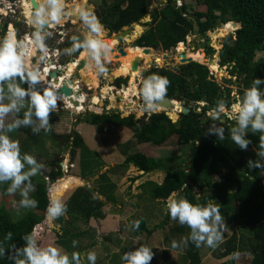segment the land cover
Segmentation results:
<instances>
[{"label": "trees", "instance_id": "trees-1", "mask_svg": "<svg viewBox=\"0 0 264 264\" xmlns=\"http://www.w3.org/2000/svg\"><path fill=\"white\" fill-rule=\"evenodd\" d=\"M108 1V6L98 8L93 12L103 28L109 31V34L117 33L123 27L138 24L141 19L149 15L150 21L144 24L148 28L132 43V47H137L140 50H145L144 47L153 46L167 51L175 47L176 44L183 43L185 38L193 33L196 25L198 26V34L203 35L219 25H225L232 21L240 23L241 27L234 32V40L230 36L228 38L229 42L223 43L219 51V66L230 67L229 75L235 77L237 83L242 85L241 88L237 89L241 105L244 102L245 91L252 87L253 80L256 78L264 80V62H254L256 53L264 50V0H196L197 6L202 10H195L192 14L188 12V6L185 4L180 8H175L173 0H166L165 4L159 8H150L151 0ZM236 27L238 28L237 24L234 28ZM234 28L227 31L226 34ZM137 35L134 31L131 36ZM84 42L85 40L81 35L71 34L68 36L65 45L73 50L76 57L84 48L74 47V45ZM211 47L205 45L207 54L214 52ZM153 76L157 79L167 80L164 85V97L173 100H184L187 106L193 105L195 108L196 102L204 101L208 104V107L201 108V111L197 113L196 109L194 107L190 108V106L189 113L179 114L175 123L168 118L165 112L153 113L146 121L134 120L133 115L120 117L118 113L114 112L90 113L84 115L83 119H76V123L84 121L94 126L97 131H100L103 124L121 125L132 131L136 143H147L153 146H162L172 136H175L176 144L180 147H186L189 152V148L194 145L200 135L212 130V122L206 112L213 109L212 107L217 98L221 97V102L226 107H229L234 101L229 97L230 90L228 87L223 88L218 85L212 75L209 74L207 66L194 61L180 65L177 72L166 68H151L145 74V80L148 81ZM8 79L15 83L17 88L24 89L27 93L26 85L19 76ZM126 82L127 78L119 77L114 80L113 84L118 88ZM255 87L264 91V83L257 84ZM0 92L11 94L13 89L12 87H6L3 81L0 80ZM218 92H220L219 95ZM28 103L26 102L25 107L16 106L14 108V118L17 126L11 128V130H9V125L6 126L8 129L7 137L10 140L18 141L21 155L30 153L33 144L39 142L38 139L42 135L44 137L48 136V139L50 138L53 143L59 139L58 136L51 134L50 130L46 134L39 131L35 123L33 105L30 100H28ZM26 114H28V124L22 122ZM172 114L173 110L168 112V115L174 121L176 116L171 117ZM202 120H205V122L202 123ZM237 125L236 130H233L235 126V123H233L232 126L228 127L227 134L222 132L223 139L220 138V133L217 135L216 141L206 139L195 146L191 164L189 165L188 159L185 158V165L182 168L167 167L164 165L163 160L147 158L142 153L128 155L124 163L133 164L138 171L143 173L156 170L166 172L167 175L160 185L147 182L141 186L144 191L146 188L148 189L152 200L163 202L173 192L175 193L181 189L179 195L191 204H199L201 207L207 206L209 202L218 204L221 219L235 220L236 224L249 229V240L247 239V242H244L245 235L232 234L217 248L216 259L231 256L229 264H234L232 257L234 253H249L251 255L249 264H264V176L261 174L264 172V167L249 166V161L254 164L255 161L261 160L264 163V157L258 155L260 151V133L251 131L252 124L249 123L247 130L244 132V139L249 140L250 143L241 148L231 140V134L239 129V123ZM32 126H35V130H32ZM61 138L71 150V154L76 149L84 146L79 134L74 131ZM215 142L217 143L215 144ZM248 150H251V152ZM58 162H54L53 166ZM245 162V169L237 172ZM28 167L30 165L25 164L21 171H27ZM187 169L189 172L186 178ZM198 170L207 172L209 175L211 173H224L225 176H222L221 184L223 186H234L233 192L226 194L217 192L214 196L207 197L203 193L212 186L220 187V184H213L208 179L209 177L205 179L198 177L195 174ZM37 172L39 174L41 171L38 170ZM61 174L62 170L59 166L57 168L51 167L47 177L54 182L61 177ZM11 182V179L0 181V193H7ZM59 182L60 180L57 183ZM22 183L32 190L30 200L35 201V204L30 205V209L23 213V216L18 220H13V217L6 211L4 206L0 205V247L3 248V254L0 255V264H16L17 249L26 244L23 237L32 235L35 238L33 231L44 221L46 208L49 204L47 185L43 177L30 176ZM194 188L200 194L194 192ZM51 190H54V188H51ZM64 193L57 198L62 197ZM93 193L94 191L90 188L76 189L67 200L70 204L67 208L66 202L64 212L79 213L85 217V220L90 218L102 219L101 207L103 203L94 197ZM110 197L108 196L106 199L110 200ZM235 207L241 209L239 210L240 216H235ZM168 217L166 215L164 222L167 221ZM148 218L150 217L146 219ZM146 219L139 217L136 220L139 223L135 224L136 228L134 227V230L147 232ZM183 226L187 232H193L192 227L186 222L183 223ZM69 234L72 235L73 233L67 232V236ZM190 236L185 241L186 264H200L199 241ZM205 241L207 242V240ZM210 245L215 247L217 239H214ZM68 249L74 248L70 247ZM134 251L136 250L133 248H123L120 249V254L124 256L125 253Z\"/></svg>", "mask_w": 264, "mask_h": 264}, {"label": "rangeland", "instance_id": "rangeland-1", "mask_svg": "<svg viewBox=\"0 0 264 264\" xmlns=\"http://www.w3.org/2000/svg\"><path fill=\"white\" fill-rule=\"evenodd\" d=\"M0 1L2 4L0 8H3L2 10L0 9V12L3 11L2 13L4 14L3 17H0V24L4 25L5 22L17 23L18 25H20L19 28L20 31H24L25 27L28 28L29 31L33 29L42 28L41 24L38 25L35 23V14L32 12L31 7H30L29 17L27 18L25 16L24 14L25 0H0ZM39 2L44 6V13L42 14L44 18V22L52 21L51 18L47 15L50 8V5L48 4V0H39ZM61 2L63 7L60 9V22L53 21L51 22V24H49V26L54 25L51 27L53 30L54 28H56V26H60L58 30H60L61 33L60 36L56 35L57 40L63 38V35L65 34L67 35L66 38H68V36H70L71 34L81 35L85 41L86 39L100 38L97 33H93L90 31L88 24L80 17L79 12H78L79 17L78 16L74 17L72 15V9L74 6L83 4L82 6L84 8H90V10L93 12L98 8H103L108 6L109 5L108 0H86V3L84 2V0H61ZM165 2L166 0H151L150 8L162 7V5L165 4ZM182 3L188 6V12L190 14H192L195 10L197 11L202 10L197 6L196 0H183ZM149 21H150V17L149 15H146L143 19L139 21L138 24H133L132 26L127 27L132 30L130 34L128 36H125L123 40L120 42L115 40L112 46H108L109 47L108 49H114L113 51L115 50L117 51L118 48H123L125 51V49L127 47L132 46V43L148 28L144 24ZM234 27L235 26L232 23H227L225 25H219L218 27L212 29L211 31H207L202 35L201 40L203 44H201L199 48H197V45H199L200 43L199 41L196 40V37L194 36L193 33L188 35L182 44L185 47L186 51L195 53L204 58L202 60H197V59H193V60L194 62L207 66L209 74L212 75L214 81L218 85H221L223 88L228 87L230 90V94L237 95V89L241 88L242 85L237 83L235 77H231L229 75L230 67L221 66V68H219L217 66V64L219 65V59H220L219 51L222 48L223 43L229 42L228 38L230 36H232V39L234 40V32L235 30H237V27L236 28ZM232 28H234V30L226 34V32L231 30ZM133 31H135L136 34L138 35L132 37L131 35H133ZM1 32L2 31L0 30V42H2L3 39L1 37ZM54 32L55 31H52L53 34ZM27 33L22 35V38L19 42L20 47L18 46L19 49H17V52H20L21 49H27L29 47L32 41L30 39L32 35L30 36L29 33L28 34ZM101 33H102L101 37L104 40H108L110 36H112L113 34V33L109 34V31L104 29L103 27ZM208 39H211V43H212L211 48L214 51L212 54L206 53L205 42H207ZM51 41L54 42L53 40ZM43 44L46 45L47 41ZM36 48L39 49V52H36L37 50ZM36 48H35L34 57L33 59H31V62L32 65L34 64L33 66H35L34 69L36 70L40 69L38 68V65H40V63L42 62V67L40 71L42 72L43 75H46V71H44L43 69L44 67L47 66L48 71L52 70L51 68L48 69V65L52 64L50 63V61L51 62L53 61L55 65L58 64L61 67L60 69L62 70V73L60 74L65 75L64 74L65 70H67L70 63L74 62L79 55L78 54L77 57L74 58L75 55L72 49L61 48L62 50H60V53L62 55L58 54L57 55L58 57H56L55 54L57 51L55 46L49 47L48 48L49 51L48 50L41 51L39 47ZM46 53L48 57L46 56ZM114 54L115 52L107 56L99 57V62L97 61V58L89 61V63L93 65V68L91 69L90 73H92L96 79V86L93 88L91 85L89 86L86 82L87 79L86 67L88 62L85 63L83 68H81L80 70H74L73 72H71L69 77H66L67 75L64 77L66 80L70 78L74 82L75 86L72 88V90H76V88H78L77 90L78 95H73V96L78 97L77 102L80 103H75L73 99L70 98V94L67 95L69 99H67L65 95L63 96L60 94L61 97L58 95L59 93L56 90H57V86H59L60 84V82L58 81L59 79L58 77L62 78L61 75L57 77V81L51 78V82L53 81L52 84H50V82L47 81V84L51 85V87L49 88L53 91V93H55L54 95L56 97V104L54 107L49 106L47 124L42 123L41 118L37 116V118L35 119V123L37 126L36 125L35 126L39 128V131H42L43 134H46L50 130L51 134L58 136L59 139H57V141L53 143L52 141H50V138L48 139V136H45L46 137L45 138L42 135L38 139L39 142L33 144V148L31 152L28 154L32 155L36 159L39 165H42V167L38 169L41 172H39V174L37 172L36 175L38 177H43L46 182L47 190H48L47 191L48 200H50V198H57L60 194H62V192H59V189L57 191H52V192H50V189L60 179L67 178V176L74 177L79 181L75 183L70 180H67L66 190L68 191L65 192L64 195L59 198L60 201L65 205L71 194L78 188L84 187L87 189L88 188L92 189L94 191L93 196L100 201L104 200L106 193H108L111 189L116 188L115 185H112L113 183L111 182L110 177L108 175L116 174L118 171L123 169L122 166L117 165L112 167V165H116V163L112 162V160L109 159V156H107V154H104L103 158L105 159L106 162L109 161L110 165L108 166L106 165L105 168L103 167L102 169H99L101 167L100 165L101 161L99 158H97L96 161L92 164V167L95 170L90 171L85 165H83V163L78 164L77 152L71 154L70 153L71 150H69L67 144H65L63 142V139L61 138L64 135L73 133L74 131L79 134V137L81 139L82 138L83 140L85 139L84 137L85 134H83L79 129L81 128V126L83 127L85 122L80 121L79 123H76V119L78 118L83 119L84 113L87 110H89L90 113H95V114L100 113L101 111H102L101 113L107 111L114 112V113H118L120 117H127L128 115H133L134 120H143V121H146V119L152 113L165 112V114L172 122L177 121L179 115L178 113L179 104L178 106L173 104V108L171 109L173 110V114L171 117L176 116V119L173 121L168 115V112H170L171 110L162 107L152 106V104H150V102L148 101V98H146L142 93V89L146 82L145 74L149 72L151 68H166L168 70H172L173 72L178 71V67H180V63H179L180 55L184 53H178L177 44L175 47H172L167 51H163L160 47H155V49H152L151 51H149V53L145 51V54L147 57H149V60L147 61L142 60V62H140L139 64V68L136 69L137 75L135 76V79L132 82L134 83L133 85L135 89L132 90V94H129V99H128L129 101L121 100V96H122L121 93L123 92V89H126L130 84V73L128 71L124 72L122 70V64H123L122 58H124L125 56H120L117 52L116 55ZM156 60H158V62ZM150 61L152 63L150 66H148L147 64H149ZM212 61H214V65L217 67V69L223 72L224 74L223 77L231 84L224 85L219 80L220 76H218L215 72L211 71L210 67ZM254 62H264V50L256 53ZM79 71H81L83 75H81ZM119 77L127 78V82L125 84L120 85V87L117 88L113 83L114 80ZM82 78L84 79L82 80ZM2 81L6 87H12L13 89V92L11 94H4L3 92H0V104L3 105L14 104V107H11L7 113H4L2 116H0V134L7 136L8 129L6 128V126L12 124H15L17 126V123L15 122V118H14V108L16 106L25 107L27 105L26 102L28 103V99L31 97V94H28L29 92L28 90L33 91L31 89V85H36V82H32L29 79H23V82L26 85L27 93L25 92V95L18 96L14 94V89L17 88L15 83H13L9 79H5ZM62 84L64 83L62 82L61 85ZM39 86L41 85L39 84ZM67 86L69 87L68 81H67ZM104 87H109L111 90H109L108 93L103 95L102 97L101 89ZM40 88L41 87L37 86L34 89L42 94L43 91H39ZM118 91L119 94H117ZM84 96L86 97L84 98ZM110 96H113L112 102L109 99ZM58 97L64 100L65 103L67 101V102L75 103V105L74 104L68 105L69 106L68 108L67 105H65L64 103H63L64 105L61 104ZM92 97H97L99 101L102 100L104 102V105L102 107L103 110H99L100 112H97L93 108H91ZM162 97L164 98V96ZM157 99L159 98H153V100H157ZM175 101L179 102V100H175ZM138 103H142V104H138ZM148 103L150 105H148ZM76 104H78L80 107L76 106ZM128 104L131 105L129 106ZM134 104L135 106H133ZM28 105L30 106L29 103ZM190 106L191 108L194 107L193 105ZM96 107L97 106L95 105L94 108ZM32 108L35 113V106L33 105ZM227 110H229V108H227ZM230 110H234V108L231 107ZM73 124H76L75 127H73ZM35 126H32V130H35L34 129ZM95 131L98 136L100 132L97 130ZM99 138L101 140V143L104 145L105 144L110 145V143L113 144V140H110L109 138H103V136L101 135L99 136ZM175 138H176L175 136H172L167 141V143L168 142L169 143L166 146L169 149L168 150L166 149L167 152L166 155L171 156L173 159L172 161L169 162L170 164L184 167L185 165L184 159L187 158L188 151L186 147L182 149V147L178 146L176 144ZM91 141L93 142L94 139L91 140L87 136V142L92 143ZM120 143H122L121 137L116 135L114 138V144L116 145ZM133 144L136 145L134 140L133 142L131 141L129 145L123 147L129 149L131 145L132 148H134ZM109 147L111 148V150L114 151V148H112V146ZM136 147L138 152L143 151L144 148L143 144L137 145ZM178 148H180V150H177ZM161 150L163 151V147L161 148ZM172 150H174V152ZM152 151L153 154L154 153L156 154L158 153L159 150L152 149ZM248 151L251 152V150ZM176 157L178 159L180 158L179 162L176 161L178 159L176 160L174 159ZM117 160L121 162L120 157H118ZM57 161L59 162L55 163V166H53L54 162ZM84 162L86 163V161ZM57 166L61 168L62 174L60 178L52 182L50 178L49 177L46 178V176L47 173L50 171L51 167L57 168ZM30 167H28V169ZM107 167L109 168L112 167V168H110V170L105 171ZM245 167H246V162L244 163L242 169L244 170ZM218 179L220 178H217V180ZM11 184L9 185V188L11 187ZM125 189H126L125 187H121V186L119 188L120 191H124ZM22 190L26 191L27 193L26 197H22L21 195ZM31 192L32 190L21 182L20 185L17 186L13 191L11 192L7 191V193H0V205H3L6 211L11 214L13 220H18L23 216V213H25L30 209V205L26 206L21 204V200L25 198L30 200ZM133 196H135V193H133ZM118 201L119 203L115 205L110 206V204H105L103 205L104 207L102 206L103 211H105L103 213L107 215V218L104 219V222L103 220L99 221V219H95V223L92 222V220L87 221L85 220V217L83 215H80L79 213L77 214L75 212L69 214L67 213V217L63 213L61 216L49 220L45 212L44 221H42L41 224L38 225L40 227V231H38L36 235H35L36 228L33 231L37 244L40 245L41 242H44L46 240H48V243L49 241H51L50 244L48 243L47 244L56 247L59 245L58 247L66 250V252H62V250L60 249L61 254L66 253L70 255L71 250H73L75 251V253L79 255L81 261L83 259L87 260V254L89 252H92L96 256V260H95L96 264H104L106 261H107L106 264H125L124 260L121 259L122 256L120 252L118 251L123 248H133L135 250H138L141 247H147L149 251L152 253L150 259L146 262V264H186L187 263V259L184 255L185 241L189 235L192 236L193 232H187L184 229L183 224L180 223L178 217L172 218L169 215L168 207L166 208V210L162 212L163 203L162 205H160V203L152 204V205H157L159 207V210L156 209L155 211L157 210L158 211L155 212L153 216H150V218L146 219L145 223L147 224L146 229L148 231L144 232L138 230L136 231L134 230V227L136 224V220L139 217H143L144 215H146L145 210L142 209L141 211L136 213V215L132 216L131 219L129 217L123 218V216L122 218H120L118 214L122 215V211H123L122 209L124 208H121V200ZM69 204L70 203L67 202V208L69 207ZM234 214H238V212L234 211ZM166 215H168L169 217L167 221L164 222L166 219ZM234 221L224 219L221 222H217L216 230L220 234V239H217V245L215 247H212L205 240H199L198 251L200 255V264H223V262H225L224 264H229L230 256L221 259H216L215 255L217 253V248L220 247L234 233L243 234V235L249 234V229L236 224ZM208 222L211 223V218H209ZM83 230H85L86 232L81 233L78 236L79 234L78 232H82ZM92 230L96 231L98 234L100 233L99 239L97 238V236H91L95 234V232H93ZM67 232L73 233L72 238H70L71 234L67 236ZM90 232L91 235H88ZM43 235L44 237L42 238ZM205 235L207 236V234ZM83 238H85V240H83ZM105 238H107L108 240ZM55 243L58 244L55 245ZM94 243H96L97 246H95L93 250L88 249ZM78 245L80 246L85 245L86 247L85 249L78 251V248H81ZM70 247H73L74 249L69 250L68 248ZM99 256H104L105 259L101 261V258H99ZM232 256L234 259L233 260L234 264H249V262L251 261V256L248 253H237V254H233ZM88 264H90V262Z\"/></svg>", "mask_w": 264, "mask_h": 264}, {"label": "clouds", "instance_id": "clouds-1", "mask_svg": "<svg viewBox=\"0 0 264 264\" xmlns=\"http://www.w3.org/2000/svg\"><path fill=\"white\" fill-rule=\"evenodd\" d=\"M84 2L86 3V0H84ZM48 4L50 5V8L47 15L51 18L52 21L60 22V9L63 7L61 0H48ZM182 5L183 3L181 4V6ZM75 10L79 11L80 17L88 24L91 32L97 34L101 33L103 26L100 24L98 18L95 16V13L92 12L90 8H84L82 5H80ZM34 11H35V23L38 25L43 24L44 18L42 14L44 13V6L40 4L39 0H35ZM52 26L54 25H50V27ZM66 37L67 35H63V38L66 40L65 43L67 42L68 39ZM52 38L55 42L57 41L56 37H52ZM30 39H34L36 45L40 48L41 51L47 50L42 42L43 37L41 36L39 31L34 32ZM17 47H18V40H17L16 29L13 25L9 24L7 26L4 38L2 42H0V80H5L10 77L19 76L22 80L29 79L32 82H36V85L39 86L38 80L44 79L42 72L40 70H29L26 67L27 64L30 63L32 64L31 59H33V57H31V52H29L27 49H22L20 52H17ZM74 47H83L92 50V55L96 56L97 61L99 62V56H98L99 49L107 48L108 46L105 45L99 39L92 38V39H86V41L82 44L77 43L74 45ZM66 48L67 47L65 45L64 49ZM32 51H35V49H32ZM52 70H49L46 74H48ZM44 71H47V69H45ZM58 72L62 73V70ZM166 83H167L166 79H157L155 76H153L148 81L145 82L144 87L142 89V93L146 98L149 99L162 98L165 92L164 85ZM261 83H264V80H261L260 78L254 79L252 82V87L245 91L244 94L245 98L243 105L237 104L233 106L234 111L238 112V115L235 117L237 120H233V121L216 120L212 122L211 126H213L212 128H214L215 127L214 125L217 126L218 123H221L225 125L228 130V127L232 126L233 123H235V126H237L238 128L237 124L239 123V129L231 134V140L235 144L239 145L241 148H244L246 147L247 144L250 143L249 140L244 139V132L247 130V125L251 123L252 124L251 131L253 132L258 131L260 133L259 136L260 151L258 152V155L260 157H264V91L258 90L255 87V85ZM74 86L71 85L69 88L72 89ZM221 89L223 88L221 87ZM77 90L78 88H76V91ZM14 94L18 96H23L25 95V90L16 88L14 89ZM54 94L55 93H53V91L50 88H48L45 89L42 94L40 92H32L31 97L28 99L35 106V115L40 117L42 123L44 124H47L48 121L49 106L54 107L56 104V97ZM230 99L234 100L232 101V103H235L237 101L240 103L238 97L233 99L230 97ZM60 102L61 104H63L61 100ZM220 103L218 104L217 109H215L216 108L215 106L213 110H210V112L208 113L209 116L217 117L220 112H226L227 108H229V111H232L230 110L232 103L230 104L229 107H226V109L221 101ZM138 104H142V103H138ZM152 106L155 105L152 104ZM185 106H187L186 102H185ZM11 107H14V104H9V105L0 104V116H2L4 113H7ZM196 107H197V102H196ZM96 109L97 107L94 110ZM179 109H180V104H179ZM194 109L196 108L194 107ZM226 114L229 115L230 119L233 118L232 113H226ZM84 115H88V114L84 113ZM212 117L210 119H212ZM252 117H254V119ZM22 122L24 124L29 123L28 114L25 115V119ZM15 126H16L15 124L9 125V130H11V128ZM223 133L227 134V131ZM220 138L223 139L222 132ZM25 164L30 165L31 167L27 171L22 172L21 169L25 167ZM249 166L250 167L255 166L257 168H261L264 167V163H262L261 160L255 161L254 164L252 161H249ZM40 167H42V165H39L36 159L32 155H29L27 153L21 155L18 141L10 140L7 136L0 134V181L11 179L12 184L11 187L8 189V191L10 192L13 191L17 186L20 185L22 181L27 180L30 176L36 175ZM21 195L22 197H26L27 195L26 191L22 190ZM174 195L175 193L173 192L172 196ZM21 204L26 206L34 205L35 201H31L25 198L21 200ZM167 207L169 210V215L172 218L178 217L180 223L183 224L186 222L188 225L192 227L193 229L192 236L197 241L206 239L207 242L211 244L214 239H220V234L216 230L217 222L221 221V214L218 211L219 208L218 204L209 202L207 206L201 207L199 204H191L187 199L181 198L179 200H174L170 196ZM65 208L66 205L63 204L60 201V199L50 198L49 204L47 205L46 208L47 218L51 220L61 216ZM209 218H211V223L208 222ZM136 223L138 224L139 221H137ZM204 234H207V236L205 237ZM10 235L11 234L9 233V236ZM23 239L26 241V244L22 248L17 249L18 256L15 258L16 264H73V262L74 264H81L80 257L75 252L72 253L70 258L69 255L66 253L61 254V250L56 246L53 245L39 246L36 242V239L32 235H25ZM2 254H3V248L0 247V255ZM151 255L152 253L149 251L147 247H141L140 249L132 253H125L124 256L121 257V259L124 260L125 264H146V262L150 259ZM87 260L90 262V264H95V260H96L95 254L89 252L87 254Z\"/></svg>", "mask_w": 264, "mask_h": 264}, {"label": "crops", "instance_id": "crops-1", "mask_svg": "<svg viewBox=\"0 0 264 264\" xmlns=\"http://www.w3.org/2000/svg\"><path fill=\"white\" fill-rule=\"evenodd\" d=\"M212 108H214V106ZM75 125L76 124H73V127H75ZM79 126H81V125H79ZM81 128H79V129H80V131L83 134H85L84 137H85L86 140L85 139L83 140V138H82L81 140H82L84 146L82 148H78V149L75 150V153L77 152L78 164L83 163V165H85L88 168V170L94 171L95 169L92 167V164L96 161L97 158H99L100 161H101V163H100L101 167L99 169H102L103 167L105 168L106 165L107 166L110 165V162L109 161L106 162L105 159L103 158V155L107 154V156H109V159H111L112 162L116 163V165H112V167L119 165V166H122V168H123L120 171H118L116 174H109L108 175L110 177L111 182L113 183L112 185H115L116 188L115 189H111L108 193L105 194L104 200L101 201L103 203V205H105V204H110V206L111 205H115V204L119 203L118 200H121V208H124V209H122L123 210L122 211V215H120V214H118V215H119L120 218H122V216H123V218L124 217H126V218L129 217L130 219L132 218V216L136 215V213H138L142 209H144L145 213H146V215L143 216L145 219L147 217L153 216L154 213L159 210V207L157 205H152L153 203H156V204L160 203V205H162V203H163L162 212L164 210H166L168 202H169L168 201L169 198L167 200L163 201V202L154 201L149 196L148 189L146 188L145 191H144L141 188V186L143 184L147 183V182H152L154 184L160 185L163 182V180L165 179L166 175H167L166 172L156 170V171H152V172H149V173H143L141 171H138V169L136 167H134L133 164H125L124 163L125 162L124 158L126 159V157L128 155H131L133 153H142L147 158L160 159V160L164 159L163 160L164 161V165L167 166V167L168 166H176V167L182 168L180 166H177V165L169 163L170 161L173 160L171 156H167L166 155V153H167L166 149L167 150L169 149L166 145L169 142L168 143L166 142L164 145L157 146V147L153 146L151 144L142 143L143 146H144L143 151L142 152H138L136 146L140 145V144L136 143L135 139L133 138L132 131L130 129L124 127V126H121V125L115 126V125H112L111 123L103 124L101 126V128H100V131H99L100 134L98 136H97V133L95 131L96 129H94L95 127L90 125V124H85L84 123L83 127L81 126ZM86 135L91 140L94 139V141L93 142L91 141L92 143H88ZM100 135L103 136V138H109L110 140H113V144L112 143H110V145L109 144H105V145L102 144L101 140L99 138ZM116 135L121 137L122 143L115 145L114 144V138H115ZM133 140L136 143V145L133 144L134 148H132L131 145H130L129 149L123 147V146L129 145V143L131 141L133 142ZM109 146H112V148H114V151L111 150V148ZM160 147L161 148L163 147V151L161 150ZM183 148L184 147H182V149ZM152 149H156V150H159V151H158V153H156V154L154 153L153 154ZM133 150H135V151H133ZM177 150H180V148H178ZM172 151L174 152V150H172ZM90 156H91V158H90ZM94 157H95V159H94ZM118 157L121 158V162H119L117 160ZM174 159L176 160L178 158L176 157ZM84 161H86V163ZM176 161L179 162L180 158L178 160H176ZM112 167H110V168H112ZM110 168L107 167L105 171L110 170ZM241 171H243L242 168H240V170H238L237 172H241ZM188 172L189 171H187L185 173V175H186L185 177L186 178L188 177ZM237 172H235V173H237ZM195 174H197L198 177L203 178V179L209 177L208 179H210L213 184H215V183H219L220 184V187H218V186L217 187H213L212 186V187L208 188V190L203 193L207 197H212L215 194H217V192L226 194V193H231L234 190V186H223L221 184L222 176H225L224 173H218V174L211 173L209 175V173H207V172H202V171L198 170V171L195 172ZM261 174L264 176V172L261 173ZM217 178H220V179H218L219 181L217 180ZM67 180H70V181L75 182V183H77V181H79V180H77L74 177L67 176V178H62V179H60L59 183H57L56 185H53L51 188L52 189L55 188V189L51 190V192L52 191H57L59 189V192H62V194H63L66 191V189H67V186H66L67 185ZM120 186L121 187H125L126 189L124 191H120L119 190ZM180 191H181V189H180ZM180 191L175 192L174 196L171 195V198L174 199V200L181 199L182 197H181V195H179ZM194 192L199 193V191L196 190L195 188H194ZM133 193H135V196H133ZM108 196H111L110 200L106 199ZM156 209H158V210L155 211ZM239 210H241L239 207H235V211L238 212V214H235V216H240V211ZM101 212L103 214V218L99 219V221L103 220V222H104V219L107 218V215H105L103 213V212H105V211H103V208H102ZM63 213L67 217V212H63ZM70 213H72V212H70ZM224 219H226V218L221 219V221L224 220ZM90 220H92V222L95 223V219L94 218H90L87 221H90ZM221 221H219V222H221ZM85 230H83L82 232H78L79 233L78 236L81 233H85L86 232ZM92 231L95 232L94 235H91ZM92 231L88 235L97 236V238L99 239V234L100 233L98 234L96 231H94V230H92ZM72 236L73 235H70V238H72ZM43 237H44V235L42 236V238ZM247 239L249 240V234L245 235L244 242H247ZM83 240H85V238H83ZM50 242L51 241H49V243H48V240H46L44 242H41V244L39 246H48V244H50ZM56 244H58V243H55V245ZM78 246H80V245H78ZM95 246H97L96 243H94V245H91L90 248H88V249L93 250V248ZM80 247H81L80 250H83V249H85L86 246L85 245H81ZM58 248L61 249L60 247H58ZM61 250H62V252H66V250H64V249H61ZM118 252H120V250ZM72 253H73V251L71 250L70 255H72ZM234 254H237V253H234ZM70 255H69V257H71ZM99 258H101V261H103L105 259L104 256H99ZM230 259H231V256H230ZM106 262L104 264H106ZM88 263L89 262L87 260H85V259H83L81 261V264H88ZM223 263H225V262H223ZM73 264H74V262H73ZM95 264H96V261H95Z\"/></svg>", "mask_w": 264, "mask_h": 264}, {"label": "bare ground", "instance_id": "bare-ground-1", "mask_svg": "<svg viewBox=\"0 0 264 264\" xmlns=\"http://www.w3.org/2000/svg\"><path fill=\"white\" fill-rule=\"evenodd\" d=\"M28 1V0H27ZM26 0H25V2H24V7H25V16L28 18L29 17V15H30V3H28ZM81 3V2H80ZM83 5V4H82ZM78 6H80V4L79 5H77V6H74L73 7V9H72V12H73V14L75 15V16H78L79 14H78V12L79 11H76L75 9H77V7ZM23 14V15H24ZM72 14V15H73ZM25 18V17H24ZM9 24H11V23H9ZM8 24V25H9ZM12 25V24H11ZM235 26V25H234ZM135 29V28H134ZM133 33H134V31H133ZM99 35V40L100 41H102L105 45H107V46H112L113 44H114V42H115V37H113V36H110V38L108 39V40H104L101 36H102V33H100V34H98ZM26 42H29V41H26ZM24 43V42H23ZM29 44V43H28ZM23 45V44H22ZM20 47V46H19ZM37 47V45H36V43H34V41H31V43H30V45H29V47L27 48V50H29V52L31 51V56H33L35 53V51H32V49H35ZM109 47H107V48H100L99 49V52H104L105 53V56H107V55H109V54H112V53H114L115 52V54L114 55H116V50L115 51H113L114 49H108ZM108 49V50H107ZM22 50V49H21ZM113 51V52H112ZM177 51H178V53H184L185 54V57L186 58H192V59H197V60H202V59H204L202 56H200V55H197V54H195V53H192V52H189V51H186L185 50V47L183 46V44L182 43H179V44H177ZM85 52H87V53H85ZM90 53H92V50H90V49H84L79 55H78V57L76 58V60L74 61V62H72V63H70V65L68 66V68H67V70H65V75H67V77H69L70 76V73L71 72H73L74 70H75V68L77 67V62H78V60H80V59H83L84 61H85V63H87L88 62V64H87V67H86V77H87V79H86V82H87V84L90 86H92V88L93 87H95L96 86V79H95V76L92 74V73H90V71H91V69L93 68V65L91 64V63H89V61L90 60H93V59H95V58H91V59H88L87 58V55L88 54H90ZM125 57L124 58H122L123 59V64H122V70L124 71V72H129L130 73V84L128 85V87L126 88V89H123V92L121 93L122 94V96H121V100L122 101H129L128 99H129V94H132V90L133 89H135V87H134V83H132L133 81H134V79H135V76L137 75V71L136 70H131V62L134 60V58H139V59H141V60H143V61H147V60H149V57H147L146 56V54H145V50H140V49H138V48H136V47H132V46H130V47H127L126 49H125V55H124ZM117 57V56H116ZM157 62H158V60H156ZM49 62V61H48ZM48 62H47V64H48ZM50 63H52L51 61H50ZM91 64V65H90ZM34 65V64H33ZM31 63L30 64H27L26 65V67L29 69V70H34V67L35 66H33ZM210 69H211V71H213V72H215L218 76H223L224 74H223V72L222 71H220V70H218L217 69V67L214 65V61H212L211 62V67H210ZM80 72V74L81 75H83V73L81 72V71H79ZM64 75V76H65ZM44 76V75H43ZM47 78L44 76V79H41V80H38V82L39 81H42V82H39L40 83V85L41 86H38V87H43L44 89H48L49 87V84H47ZM49 82H51V78H49ZM51 84V83H50ZM35 87H37V86H35ZM34 87V88H35ZM51 87V86H50ZM109 90H111L109 87H104V88H102L101 89V94H102V97H103V95H105V94H107L108 93V91ZM37 91V90H36ZM117 94H119V91L117 92ZM61 95H63V94H61ZM73 95H77L76 94V92L73 94ZM64 96V95H63ZM93 96V95H92ZM115 96V95H114ZM86 96H84V98H85ZM66 98L67 99H69L67 96H66ZM58 99H59V101L61 100L62 101V103H64V104H67V103H65L64 102V100H62L60 97H58ZM72 99H73V101L75 102V103H80V102H77L78 101V97H72ZM110 101L112 102V100H113V96H110ZM85 101H86V99H85ZM69 103V102H68ZM75 103H69L68 105H71V104H74L75 105ZM91 103H92V105H91V108H93V109H95L94 107H95V105L97 106V105H99V103H100V101H99V99L97 98V97H92V100H91ZM172 104H175V105H177L178 106V104L179 103H177V102H171ZM67 105V107L69 108V106ZM131 104H129V106H130ZM76 106H78V107H80L78 104H76ZM133 106H135V104L133 105ZM135 109V108H134ZM99 110V109H98ZM55 189V188H54ZM51 192V191H50ZM38 231H40V227L39 226H37V228H36V232H35V235H36V233L38 232Z\"/></svg>", "mask_w": 264, "mask_h": 264}, {"label": "water", "instance_id": "water-1", "mask_svg": "<svg viewBox=\"0 0 264 264\" xmlns=\"http://www.w3.org/2000/svg\"><path fill=\"white\" fill-rule=\"evenodd\" d=\"M29 1V3H30V6H31V8H32V11L33 12H35L34 11V9H35V0H28ZM72 14H73V12H72ZM73 16L74 17H76L74 14H73ZM78 17H79V15H78ZM233 25H238V28L237 29H239L240 27H241V24L240 23H236V22H231ZM47 26V23L46 22H44L43 24H41V27L42 28H45ZM132 30L130 29V28H126V27H123L119 32H117V33H113L112 34V36L113 37H115V39L117 40V41H122L123 40V38L125 37V36H128L129 34H130V32H131ZM209 31H211V30H209ZM193 34H194V36L196 37V40L197 41H199V45H197V48H199L200 47V45L201 44H203V42L201 41V35L200 34H198V26L196 25L195 27H194V31H193ZM206 44V46H209V47H211L212 45V43H211V39H208L207 40V42L205 43ZM144 49H145V51H147L148 53H149V51H151L152 49H155V47H144ZM117 53L120 55V56H124L125 55V51H124V49L123 48H118L117 49ZM98 56L99 57H103V56H105V53L104 52H98ZM87 58L88 59H91V58H96V56H93L92 55V53H90V54H88L87 55ZM142 60L141 59H139V58H134V60L131 62V70H136L137 68H139V64H140V62H141ZM194 60L192 59V58H186L185 57V54H181L180 55V59H179V63H180V65H184V64H189V63H191V62H193ZM151 61L149 62V64H147L148 66H150L151 65ZM85 65V61L83 60V59H80V60H78V62H77V67L75 68V70H80L81 68H83V66ZM218 65V64H217ZM219 67V66H218ZM219 68H221V67H219ZM59 75H61L57 70H52V71H50L49 73H48V76H47V79L49 80V78H52V79H55L56 80V78H57V76H59ZM84 78H82V80H83ZM224 85H227V84H231V83H229L223 76H221L220 77V79H219ZM57 81V80H56ZM66 81H68V83H69V85H72V86H74L75 84H74V82H72V79H68V80H66ZM58 83V82H57ZM58 85V84H57ZM56 85V86H57ZM58 87V86H57ZM59 94L58 95H60V94H63V95H65V96H67V95H73L75 92H76V94L78 95V92L76 91V90H72L71 88H69L68 86H67V84L65 83V84H63L61 87H59V88H57V90H56ZM219 93L220 92H218V95H219ZM148 101L150 102V103H152L153 105H155V106H157V107H162V108H165V109H169V110H171L172 108H173V104L171 103V102H177V101H173V100H170V99H168L167 97H162V98H159V99H157V100H153V98L152 99H149L148 98ZM220 101H221V97H219V98H217V100L215 101V104H214V107L215 106H217L219 103H220ZM179 104H180V109H179V114H187V113H189V111H190V109H189V107H187V106H185V101L184 100H181V101H179L178 102ZM221 104V103H220ZM129 105V104H128ZM102 106H103V102L102 101H100V103H99V105L97 106V110H95V111H97V112H100L99 110H102L101 108H102ZM99 109V110H98ZM102 112V111H101ZM100 112V113H101ZM90 113V111L89 110H87L86 112H85V114H89ZM100 113H96V114H100ZM34 118L36 119L37 118V116L35 115L34 116ZM212 122H214V121H216V119L214 118V117H212V119H210ZM202 123H204V120H202ZM215 127L214 128H212V130L210 131V132H205L204 134H202V135H200L199 137H198V139H197V141L194 143V145L193 146H191L190 148H189V152H188V156H187V159H188V164L190 165L191 164V161H192V158H193V156H194V148H195V146H197V145H199V144H201L202 142H204L206 139H210V140H212V141H216V138H217V135L219 134V133H221V132H226L227 131V128H226V126L225 125H223V124H221V123H218L217 124V126L216 125H214ZM206 127H208V125H206ZM237 128V126H235L234 127V130ZM217 142H215V144H216ZM186 176V175H185ZM178 191H180V189L178 190ZM81 248H79L78 249V251L80 250Z\"/></svg>", "mask_w": 264, "mask_h": 264}, {"label": "built area", "instance_id": "built-area-1", "mask_svg": "<svg viewBox=\"0 0 264 264\" xmlns=\"http://www.w3.org/2000/svg\"><path fill=\"white\" fill-rule=\"evenodd\" d=\"M174 1V5H175V7L177 8V7H180L181 6V2H182V0H173ZM51 40H53V38H47V44L45 45V47H46V49L49 51V47H56V57H58L57 55L58 54H60L61 55V53H60V49L59 48H61L62 47V45L65 43V39L64 38H61V39H59V40H57L56 42L54 41V42H52ZM45 41V42H46ZM44 42V43H45ZM38 47V46H37ZM37 49V48H36ZM29 51V50H28ZM36 52H39V49H37L36 50ZM46 56H47V53H46ZM48 57V56H47ZM56 62V61H55ZM47 67V66H46ZM46 67H44L43 69L45 70V69H47ZM56 69V70H58V71H61V67L58 65V64H54V62L52 61V64L51 65H48V69ZM48 72V70L46 71V73ZM65 76H63L62 78H59L58 79V81L60 82V84H59V86L57 87V88H59V87H61L62 85H61V83L63 82V83H65L64 81H65V78H64ZM63 79H64V81H63ZM35 86H37V85H31V89L33 90V91H30V90H28L29 91V94H31L32 92H35L36 90L34 89V87ZM70 87V86H69ZM39 91H44V89L43 88H40L39 89ZM36 92H38V91H36ZM43 93V92H42ZM70 97H73V96H70ZM230 97L233 99V98H237L238 96L236 95V94H230ZM66 103H68L67 101H66ZM70 103V102H69ZM68 103V104H69ZM68 104H65V105H68ZM224 104V103H223ZM237 104H239V105H241L238 101L237 102H235V103H232V105H231V107L233 108V106H235V105H237ZM62 105H64V104H62ZM205 106H207L208 107V104L206 103V102H204V101H200V102H197V107H196V111L197 112H200L201 111V108H203V107H205ZM224 107H225V109H226V106H225V104H224ZM215 109H217V107L215 108ZM214 109V110H215ZM211 110H213V109H211ZM227 110V109H226ZM234 110H232V111H229V110H227L226 112H220L219 113V115L217 116V117H214L217 121H224V120H228V121H233V120H237L235 117L238 115V112H233ZM210 112V110L208 111V112H206V115L208 116V117H212V116H209L208 115V113ZM226 113H232V116H233V118H229V115L228 114H226ZM222 116H224V117H222ZM46 178H47V176H46Z\"/></svg>", "mask_w": 264, "mask_h": 264}, {"label": "flooded vegetation", "instance_id": "flooded-vegetation-1", "mask_svg": "<svg viewBox=\"0 0 264 264\" xmlns=\"http://www.w3.org/2000/svg\"><path fill=\"white\" fill-rule=\"evenodd\" d=\"M29 2V1H28ZM2 6V4H1V1H0V7ZM1 10L3 9V8H0ZM3 12V11H2ZM2 12H0V17H3V13ZM33 12V11H32ZM34 14H35V12H33ZM24 18V17H23ZM48 22V23H47ZM46 23H47V25L48 26H46L45 28H40V29H33V30H28V28H26L25 27V30L24 31H20L19 30V28H20V25H18L17 23H11V22H5L4 23V25L3 24H0V30L2 31L1 32V37L2 38H4V35H5V32H6V29H7V26H8V24L9 23H11L14 27H15V29H16V34H17V40H18V46H19V42H20V40H21V38H22V35L23 34H26L27 32L29 33V35L31 36L34 32H36V31H39L40 32V34H41V36L43 37V43L47 40V38H52V31H55L54 32V34H53V37H56V35H60V30H58L59 28H60V26H56V28H54V30L49 26V24H51V22H53V21H47ZM209 31V30H208ZM27 33V34H28ZM66 35V34H65ZM201 38H202V35H201ZM3 40V39H2ZM32 41H34V39H31ZM202 41V40H201ZM35 42V41H34ZM206 43V42H205ZM65 44L66 43H64L63 45H62V49H64V46H65ZM206 45V44H205ZM61 48H59L60 50H62ZM17 49H19V47H17ZM35 53V52H34ZM31 57H34V55L33 56H31ZM41 67H42V62L40 63V65H38V68H40L41 69ZM39 69V70H40ZM34 70H36V69H34ZM46 78H47V76H48V74H46V75H44ZM60 76V75H59ZM61 76L63 77L64 75L63 74H61ZM67 77V76H66ZM58 78H60V77H58ZM48 81V80H47ZM63 81H64V79H63ZM53 82V81H52ZM52 82H50L51 84H52ZM65 82H66V84H67V81H66V79H65ZM40 84V83H39ZM51 85H49L48 87H50ZM43 88V87H42ZM229 89V88H228ZM148 105H150L149 103H148Z\"/></svg>", "mask_w": 264, "mask_h": 264}]
</instances>
